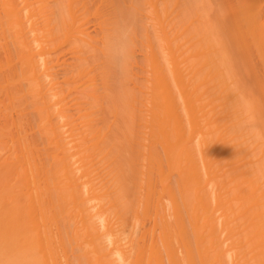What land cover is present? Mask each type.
<instances>
[{
    "label": "bare ground",
    "instance_id": "bare-ground-1",
    "mask_svg": "<svg viewBox=\"0 0 264 264\" xmlns=\"http://www.w3.org/2000/svg\"><path fill=\"white\" fill-rule=\"evenodd\" d=\"M0 264H264V0H0Z\"/></svg>",
    "mask_w": 264,
    "mask_h": 264
}]
</instances>
